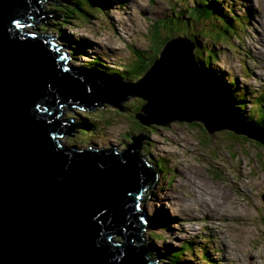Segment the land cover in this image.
Masks as SVG:
<instances>
[{
  "label": "water",
  "instance_id": "water-1",
  "mask_svg": "<svg viewBox=\"0 0 264 264\" xmlns=\"http://www.w3.org/2000/svg\"><path fill=\"white\" fill-rule=\"evenodd\" d=\"M55 2L0 0V264H160L140 237L138 203L157 173L139 156L146 133L119 154L112 145L66 146L63 136L91 125L62 119L61 109H120L137 96L145 116L134 118L146 126L196 121L208 134L229 130L263 147L264 130L205 84L185 38L168 40L139 82L70 66L50 35L16 25L61 18L45 10Z\"/></svg>",
  "mask_w": 264,
  "mask_h": 264
},
{
  "label": "rangeland",
  "instance_id": "rangeland-1",
  "mask_svg": "<svg viewBox=\"0 0 264 264\" xmlns=\"http://www.w3.org/2000/svg\"><path fill=\"white\" fill-rule=\"evenodd\" d=\"M68 1L59 8L64 12L71 9L65 17L47 20L37 25L38 29L24 25L23 31L53 33L61 38L57 44L76 54L78 60L71 56L69 62L74 67H91L123 79L119 71L131 60L157 58L164 46L162 41L177 37L169 33V28L153 32V22L181 17V25L193 5L192 0H102L108 9L101 5L98 10L83 0ZM218 2L242 20L233 22L234 26L225 23L220 29L208 20L190 19L182 30L190 31L192 39L197 37L204 57L212 61L207 62L209 66L205 64L209 69L205 70L219 74L222 86L229 89L226 94L245 95L242 114L247 118L249 112L257 111L252 101L258 94H262L260 101L264 104V0ZM53 8L45 6L48 11ZM255 43L260 52L252 53L250 48ZM231 79L233 85L226 84ZM145 103L140 97L130 96L119 102L120 109L106 103L91 111L71 108L75 115L64 106L62 119L74 118L75 123H81L78 117L84 118L92 131L85 135L80 131L70 133L71 137L65 136L61 142L79 149L112 145L122 152L127 149L124 143H132L130 136L146 133L139 154L144 162L158 163L162 168L142 204L149 219L141 238L152 248L153 259L171 257L181 252L184 244L187 251L180 257L183 264H207L204 254L216 264H264V147L229 130L208 134L196 121L143 125L134 115L145 116L139 111ZM256 126L264 130V125Z\"/></svg>",
  "mask_w": 264,
  "mask_h": 264
},
{
  "label": "trees",
  "instance_id": "trees-1",
  "mask_svg": "<svg viewBox=\"0 0 264 264\" xmlns=\"http://www.w3.org/2000/svg\"><path fill=\"white\" fill-rule=\"evenodd\" d=\"M83 1L86 4L91 5L93 7H96V8H98V7L100 8V7H102L101 5H104V8L108 9L106 4L102 0H90V1L89 0H83ZM60 2H62V0H58V3L55 2L56 8L51 9V12H53V13L55 12L56 16L63 18V17H65V13H69L71 9L68 8L67 12L60 10L59 8L62 6L60 4ZM192 3H193V5H191V9L188 8V10H187V12H188L187 19L184 21H181V25H179L181 17H178V14L175 13L176 17H178L176 20H175V18L169 17V18H166L164 20L162 18V19H158V20L154 21L153 26H152V29H153L152 31L157 33L160 28H166V29L169 28L170 34H176V35L182 34V36H180V37H187L188 40L190 41V43L195 48V50L192 51L194 61L197 65L199 63L201 76H202V79L205 82V84L208 85L209 87H211L212 89H217L218 91H220L223 95V98H225L226 101L229 100L228 101L229 103H231V104L237 103L235 106L236 107L235 109H237L239 111V113L241 114L244 112V109H245V101H246L245 98H243V96H236L235 94H232V93L226 94V91H229V89H226L224 86H222V84L220 83V81L218 79V75L214 72L207 71L209 69H207L205 67V64H208L207 62H210V61H206V58L204 57L205 53L200 50L201 45H200V42L197 41V37H194V39H192V33L190 31L186 32V31L182 30V28L187 27V24L189 23L188 21L190 19L193 20L192 22H195L197 19L198 20L207 19L208 21H210L209 23L211 25H213L214 27L220 28V29H221V27L224 26L225 23L232 25L233 22H235L237 20L234 17L230 16L231 13L229 15L227 13H223L221 6L218 5L215 0H192ZM62 4H63V2H62ZM62 8H63V6H62ZM74 8L78 9L80 11H83L78 6H75ZM98 10H101V8ZM181 14L183 15L182 11H181ZM206 26H208V24ZM188 28L191 29V27H188ZM168 40L169 39L166 38L162 42L165 43ZM64 41L67 43V41L65 39H64ZM68 43L71 44L72 46L76 45V44H74L73 41H68ZM149 57L150 58L142 56V58L140 57L141 59L136 58V61L131 60L129 62V66H125L124 70L122 69L119 71L120 74L127 81H133V82L138 81L139 82L143 78V76L149 71V69L153 66L155 61L157 60L155 56H149ZM74 60H78L76 57V54H75ZM208 66H209V64H208ZM205 69H207V70H205ZM111 70L116 72L117 67H112ZM231 82H233V80H228V83H226V84H232ZM229 96H233L234 100L236 102H234L232 100V98H230ZM252 103L254 104L255 108L257 109V112L256 113L255 112H253V113L249 112L247 118H248L250 125L252 123H254L256 125H259V124L264 125V104L261 103L260 99H256V98L252 101ZM141 107L142 106H140V108ZM82 125L85 127L90 126L86 122H84ZM87 131L88 130L83 129L82 133L85 134V133H87ZM141 149L142 148H140V150ZM141 158H143V157H141ZM155 164H153V165L148 164V165L150 167L153 166V169L155 167L156 172L162 171L160 164H158V163H155ZM152 238L157 239L155 236H152ZM187 243L191 246V244L189 242H187ZM185 246H187V245H185ZM185 246H184V244L181 246L182 252L187 251ZM191 249H192V246H191ZM180 257H181V254L177 253V254L171 255V257H169V256L164 257L163 259H165V261H167L168 263L183 264V262L180 261ZM203 259H204V261L208 262V264H216L206 254H205V256H203Z\"/></svg>",
  "mask_w": 264,
  "mask_h": 264
},
{
  "label": "clouds",
  "instance_id": "clouds-1",
  "mask_svg": "<svg viewBox=\"0 0 264 264\" xmlns=\"http://www.w3.org/2000/svg\"><path fill=\"white\" fill-rule=\"evenodd\" d=\"M177 1L180 2V0H177ZM215 1H216L217 4H220V2H218V0H215ZM105 4H106V3H105ZM106 6H107V4H106ZM107 8H108V6H107ZM190 9H191V7H190ZM222 12L224 13L223 9H222ZM228 15H229V14H228ZM230 16L233 17V15H230ZM206 20H207V19H202V21H206ZM237 22H238V19H237ZM45 23H46V21H43V22H41V23H38V24L32 25V27H33L34 29H38V28H40V27H37V25H44ZM232 26H234V25H232ZM26 31H27V30H26ZM45 35H46V34H45ZM49 35L52 36V37H54V38H56V40H57V39H58V40L61 39V38H57V36H55L53 33H51V34H49ZM46 36H48V35H46ZM180 36H182V35H177V38H185V39L188 40L187 37H180ZM174 38H175V37H174ZM169 40H170V39H169ZM166 42H167V41H166ZM166 42H165V43H166ZM165 43H164V45H165ZM55 44H56L57 47H59V46L61 45V44L59 45V44H57V43H55ZM63 47L65 48V45H61V46L59 47V48H60V49H59L60 52H61V49H62ZM163 47H164V46H163ZM161 50H162V48H161ZM161 50L159 51L158 55L160 54ZM194 50H195V48H193V51H194ZM66 53H67V51H65V50L62 51V55H63L65 61H66V62L68 61L67 63H68L70 66L74 67L71 63H69L70 60H71V57L69 56L68 53H67V55H68V56H67ZM123 54H125V52H123ZM210 59H211V58H209V61L212 62ZM206 61H208V60L206 59ZM124 67H125V66H124ZM123 70H124V69H123ZM214 73L217 74V72H214ZM217 75H218V77H219V74H217ZM231 80H232V79H231ZM220 83H221V82H220ZM233 83H234V82H233ZM219 92H220V91H219ZM231 92H232V91H231ZM220 93H221V92H220ZM221 94H222V93H221ZM232 94H234V93L232 92ZM235 95H236V96H243V98H245V95H244V94H235ZM229 97L232 98V100H233L234 102H236V101L234 100V97H233V96H229ZM257 97H258V98H257ZM260 97H261V94H258V96H256V99H261ZM128 98H129V97H128ZM245 99H246V98H245ZM254 99H255V98H254ZM254 99H253V100H254ZM237 100H238V99H237ZM232 105H233V104H232ZM142 106H143V105H142ZM233 106H234V105H233ZM234 107H235V106H234ZM71 108H72V109H78V108L75 107V106H74V107H71ZM94 108H95V107H94ZM235 108H236V107H235ZM85 109H86V107H82V111H84ZM78 110H81V109H78ZM90 111H91V110H90ZM256 112H257V111H256ZM68 119H71L72 122L75 123V122H74V118H68ZM82 120L85 121L86 119L82 118ZM137 120H138V119H137ZM85 122H86V121H85ZM79 125H80V124H79ZM82 130H83V129L76 130V128H74V133H76L77 131H80L81 134H83V133H82ZM89 132H90V131H89V129H88L87 133H89ZM74 133H73V134H74ZM85 134H86V133H85ZM85 134H84V135H85ZM61 137H62V136H61ZM61 137H60V138H61ZM64 137H65V136H63L62 138H64ZM62 138H61V139H62ZM85 148H87V149H89V150H91V149H93V150H97V149H95V148L92 147V146H87V147H85ZM90 148H91V149H90ZM140 148H141V147L138 148L139 152H140ZM98 149H100V148H98ZM125 150H126V149H125ZM123 151H124V150H123ZM114 153L119 154V153H121V152H118L116 149H114ZM139 156H140V154H139ZM140 157H142V156H140ZM141 159L144 160L143 158H141ZM145 163H146V162H145ZM147 164H149V163H147ZM156 179H157V175H156V178H155L154 182H156ZM154 182H153V183H154ZM145 194H146V193H145ZM144 197H145V195L142 197V199L140 200V202L138 203V205H140V206L142 205L141 202H142L143 199H145ZM143 208H144V206H143ZM141 209H142V208H141ZM146 215H147V213H146V211H145V217H144V218H145V221L147 222V220H148L149 218H148V215H147V216H146ZM143 231H144V229H143ZM141 233H142V232H141ZM152 236H154V235H152ZM140 237H141V234H140ZM152 239H153V238H152ZM185 242H187V241H185ZM185 242H184V243H185ZM182 245H183V244H182ZM182 245H181V246H182ZM191 250H192V249H191ZM150 258H152V257H150ZM152 259H153V258H152ZM154 260L157 261V262H159L160 264H173V263H168L167 261H165V259L160 260L159 258H156V259H154ZM206 263L208 264V262H206Z\"/></svg>",
  "mask_w": 264,
  "mask_h": 264
},
{
  "label": "bare ground",
  "instance_id": "bare-ground-1",
  "mask_svg": "<svg viewBox=\"0 0 264 264\" xmlns=\"http://www.w3.org/2000/svg\"><path fill=\"white\" fill-rule=\"evenodd\" d=\"M111 1H112V0H111ZM248 2L250 3V1H248ZM248 2H247V3H248ZM22 32H24V31L22 30ZM258 46H259V45L256 44V43L253 44L252 47L250 48V49H251L250 51H251L252 53H257L258 51L260 52V47H258ZM262 46H264V43L262 44ZM66 51H67V53L69 54L70 57L72 56V58H73V60H74V59H75V53H74V54L72 53V54H73V55H72V54L70 53V49H69L68 47H66ZM75 61H76V60H75ZM76 67H78V66H76ZM198 68H199V70H200L199 63H198ZM231 83L233 84V82H231ZM228 101H229V100H228ZM135 110H136V109H135ZM90 131H91V130H90ZM183 174H184V173H183ZM183 174H182V175H183ZM184 176H185V175H184ZM143 201H144V200H142V202H141L142 204H143ZM173 202H174V201H173ZM141 206H142V205H141ZM141 208H143V206H142ZM176 252H178L179 254H183V253H184V252H182V251H181V253H180L179 251H176ZM204 255H205V254H204Z\"/></svg>",
  "mask_w": 264,
  "mask_h": 264
},
{
  "label": "snow or ice",
  "instance_id": "snow-or-ice-1",
  "mask_svg": "<svg viewBox=\"0 0 264 264\" xmlns=\"http://www.w3.org/2000/svg\"><path fill=\"white\" fill-rule=\"evenodd\" d=\"M16 25H17V27L23 26L22 24H20V22H16Z\"/></svg>",
  "mask_w": 264,
  "mask_h": 264
}]
</instances>
